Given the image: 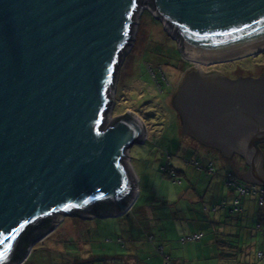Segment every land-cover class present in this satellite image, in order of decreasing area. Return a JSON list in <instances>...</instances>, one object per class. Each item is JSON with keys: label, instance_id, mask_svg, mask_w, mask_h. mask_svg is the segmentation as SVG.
I'll use <instances>...</instances> for the list:
<instances>
[{"label": "water", "instance_id": "95a60500", "mask_svg": "<svg viewBox=\"0 0 264 264\" xmlns=\"http://www.w3.org/2000/svg\"><path fill=\"white\" fill-rule=\"evenodd\" d=\"M146 5L191 62L264 51V0ZM139 6L140 0H0V264L28 258L47 233L33 237L28 253L19 245L40 220L53 218L51 230L59 215L132 209L137 178L126 152L146 128L133 112L109 126L106 115ZM173 104L187 135L226 158L240 155L249 172L237 176L264 187V73L231 79L196 67Z\"/></svg>", "mask_w": 264, "mask_h": 264}, {"label": "rangeland", "instance_id": "374dc122", "mask_svg": "<svg viewBox=\"0 0 264 264\" xmlns=\"http://www.w3.org/2000/svg\"><path fill=\"white\" fill-rule=\"evenodd\" d=\"M181 50L178 41L146 5V0H140L131 37L120 55L110 89L112 104L106 115V126H109L111 119L133 112L146 128L147 136L133 144L125 158L137 178L135 203L120 216H56L58 223L53 231L49 230L36 242L30 250V260L25 263L26 258L20 264H78L77 259H82L84 264H128L131 252L136 251L134 244L138 251H145V262L151 264H157L158 258L164 261L160 264H167L164 257L155 253L159 244L166 246L173 258H180L179 264H219L218 257L213 259L211 253L218 255L228 249L213 247L210 242H223L222 239H227V230L237 235L243 232L236 228L237 219L217 202V197L228 196L230 189L240 196L225 183L227 172L236 170L233 165L240 157L224 161L217 150L199 145L182 132L180 118L171 107L174 105L171 97L186 73L196 67L207 75L217 72L228 76L236 70L238 74L258 77L264 71V51L240 59L199 64L191 62V58L185 59ZM186 61L191 68H187ZM170 92L173 93L168 96ZM211 165L213 173L209 172ZM175 169L184 175H175ZM221 174L215 180H221L215 188L213 178ZM245 221V225H253L246 230L252 234L246 243H264L259 222L249 223L248 218ZM194 235L202 238L192 240ZM247 236L242 235V241ZM198 244L210 247L206 249L207 260L197 252ZM171 264L175 262L172 260Z\"/></svg>", "mask_w": 264, "mask_h": 264}, {"label": "crops", "instance_id": "0c3cea01", "mask_svg": "<svg viewBox=\"0 0 264 264\" xmlns=\"http://www.w3.org/2000/svg\"><path fill=\"white\" fill-rule=\"evenodd\" d=\"M207 149H208V147H207ZM235 167H236L235 172L237 174H245V173L249 172V167L244 160H241V159L236 160ZM177 171L178 170L175 169L176 174H177ZM178 173L184 175V173L181 171H178ZM222 174H224V173H222ZM222 174L219 175L218 178H213V180L215 181L216 179L221 178L223 176ZM238 179H240L242 182L246 183V181L242 180L240 177H238ZM213 180H212V182H213ZM220 182H221V180H218V182L217 181L214 182L215 188L218 187ZM225 183H226V181H225ZM210 184H211V182H210ZM228 193H229L228 196H218L217 202H218V204L222 203V206H221L222 209L223 208L228 209L229 210L228 213L233 218L237 219L238 223L236 224V228L243 229V232L240 235H237L235 231H233V230L228 231L227 230V232L225 233V237H227V239H225V240L222 239L223 242H218V240L210 242V245H212L213 247H215V246L221 247V248L226 247L228 249L227 252L219 253L218 255L213 252V253H211V255L213 254V259L218 257V259L220 260L219 264H256L258 253L264 251V243H260V244L255 243L253 245H250L251 243H246V242H250L249 239L252 238V234H250V232H248L246 230L250 229L251 226H253V225L252 224L245 225L246 224L245 218H248L249 223H255V222L258 223L259 222L260 225L258 226V228H263V230L261 231V233L263 234L264 233V207H260L259 199L257 196H253V195L252 196H240L241 197L240 198L239 196L236 195V192L234 190H231V189ZM194 197L196 199L198 197L201 198V196H194ZM210 198H212V196ZM236 198H240L241 203H242V207H243V210L241 212H238V213L232 211L233 202ZM214 210H218V207H215ZM261 224H263V227ZM246 234H248V236L246 237V241L244 242V241H242V235L245 237ZM257 234L258 233H255L256 236H257ZM195 241H197V240H195ZM224 241H228L229 243L225 244ZM142 242L140 243L141 245H142ZM233 242L235 243L234 245H232ZM242 242L246 243L247 246L243 245ZM159 245L155 247V253H159L160 256L164 257L163 258L164 260L166 259V257H169V259H171V257L173 258L172 252H170L166 248V246H164L163 244H159ZM160 247L163 248V253L159 252ZM208 248H210V247H206V246H204V244H198V246L196 248L197 252H201V254L204 255L205 260H207V258H208L207 256H209V254L206 252V249H208ZM133 249L136 251L131 252L130 257L127 260L128 264H151L149 262H145L147 259L145 260V258H144V255H145L144 250H143V252L138 251L135 244L133 245ZM211 252H212V250H211ZM169 259H168V261H169ZM197 259H199L198 256H197ZM124 260H126V258H124ZM172 260L175 262V264H179L181 261L180 258L178 259L176 257V258L171 259V262L169 261V263L166 260V263L171 264ZM156 261H157V264H160V262H162L163 260H161V258H158ZM80 264H84V262H81ZM183 264H187V263H183ZM262 264H264V260L262 261Z\"/></svg>", "mask_w": 264, "mask_h": 264}, {"label": "trees", "instance_id": "16d2710c", "mask_svg": "<svg viewBox=\"0 0 264 264\" xmlns=\"http://www.w3.org/2000/svg\"><path fill=\"white\" fill-rule=\"evenodd\" d=\"M186 63H187V68H191V66L189 67V62H187L186 61ZM187 70H189V69H187ZM264 73V71L262 72V74ZM188 73H186V75H187ZM241 74V73H240ZM262 74H260V75H262ZM239 76H247L246 74H243V75H239ZM255 77V76H254ZM259 77V76H258ZM199 145H201L200 143H198ZM203 146V145H202ZM259 148L261 149V151L263 152V154H264V143H261V144H259ZM208 149H211V150H214V149H212V148H208ZM240 157V159L241 160H244L240 155H238V154H236V155H234V157H232V158H226V157H224V160L225 161H231V160H233L235 157ZM245 161V160H244ZM235 163H236V161H235ZM228 164H230V165H232V163L230 162V163H228ZM233 166H235V164L233 165ZM228 174H232L233 175V177L234 178H237L238 179V177H237V173L235 172V171H229V172H227V174H226V176L228 175ZM175 175H179V173H178V171H177V174H176V172H175ZM225 181H226V178H225ZM227 182V181H226ZM241 183H244V182H242L241 181ZM232 189H235V188H232ZM236 190V189H235ZM237 192H238V190H236ZM238 194L240 195V193L238 192ZM240 197V196H239ZM241 198V197H240ZM240 198H238V199H240ZM237 199V198H236ZM236 199L234 200V202L236 201ZM259 199V198H258ZM234 202H233V207H232V211L234 212ZM240 203H241V200H240ZM260 205V204H259ZM241 206H242V203H241ZM260 207H262V206H260ZM107 208V205H105V206H102V208L101 209H106ZM100 209V208H99ZM242 210H243V208H242ZM241 210V211H242ZM235 212H239V211H235ZM82 213L81 214H79V216H81L82 217ZM103 215V214H102ZM52 219L53 218H46V219H44V220H40L39 222H36L34 225H32L31 227H29L27 230H26V232H25V234L23 235V237H22V240H21V242H20V250L19 251H21L22 253H28V249L30 248V246L33 244V237L34 236H36L37 234H39V233H47L49 230H50V227H51V223H52ZM152 239V238H151ZM152 240H154V239H152ZM120 242V241H119ZM120 243H123V242H120ZM160 246V245H159ZM160 252V251H159ZM30 258H31V256H30ZM30 258H28V260H26V262L25 263H27L29 260H30ZM71 259H73L72 257H71ZM264 260V251L263 252H259L258 253V255H257V262H256V264H262V261ZM75 261H77V263L78 264H80L81 262H83V260L82 259H77V260H75Z\"/></svg>", "mask_w": 264, "mask_h": 264}, {"label": "built area", "instance_id": "2783aa9c", "mask_svg": "<svg viewBox=\"0 0 264 264\" xmlns=\"http://www.w3.org/2000/svg\"><path fill=\"white\" fill-rule=\"evenodd\" d=\"M210 173L214 172V168L211 165V170L209 171ZM226 183L230 188H235L236 190H238V192L240 193V196H257L259 198V204L260 206L264 207V187L258 186V185H254V184H243L241 182L238 181L237 178H234L232 174H228L226 176ZM242 206L240 203V199H236V201L234 202V212L235 211H239L241 212L242 210ZM202 237V235H194L192 237V240H198ZM186 241V240H185ZM160 253H163V248L160 247L159 248ZM168 257H166L167 262L168 261Z\"/></svg>", "mask_w": 264, "mask_h": 264}, {"label": "flooded vegetation", "instance_id": "af4514ba", "mask_svg": "<svg viewBox=\"0 0 264 264\" xmlns=\"http://www.w3.org/2000/svg\"><path fill=\"white\" fill-rule=\"evenodd\" d=\"M188 70H186L185 72H187ZM242 71V70H241ZM184 72V73H185ZM239 75H243L242 73L241 74H238L237 73V71L235 70L234 71V74L233 75H230V74H228V76H226V77H229V78H231V79H237V78H239V77H247V76H249V75H247V76H239ZM251 77H254V76H251ZM257 77V76H256ZM179 88V87H178ZM178 90V89H177ZM177 90H175V92L177 91ZM173 92H170L169 94H168V96L169 95H171ZM174 95V94H173ZM173 95H172V97H171V100L173 99ZM175 96V95H174ZM167 105V104H166ZM171 107H172V109L173 110H175V113L178 115V119L180 118V116H179V114H178V112L176 111V109H175V107H174V105H171ZM180 121H181V119H180ZM182 128V132H184L183 131V127H181ZM185 133V132H184ZM234 157V156H233ZM246 162V161H245ZM238 181L239 182H241V180L240 179H238ZM243 184H247V183H243Z\"/></svg>", "mask_w": 264, "mask_h": 264}, {"label": "bare ground", "instance_id": "6f19581e", "mask_svg": "<svg viewBox=\"0 0 264 264\" xmlns=\"http://www.w3.org/2000/svg\"><path fill=\"white\" fill-rule=\"evenodd\" d=\"M197 63H198V62H197ZM208 63H210V62H208V61H200V62H199V64H208ZM59 216H60V215H59ZM59 216H57V217H59ZM57 217H56V218H57Z\"/></svg>", "mask_w": 264, "mask_h": 264}]
</instances>
